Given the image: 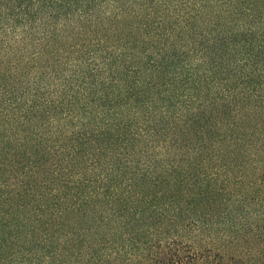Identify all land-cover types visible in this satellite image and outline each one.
I'll return each instance as SVG.
<instances>
[{"label": "trees", "instance_id": "1", "mask_svg": "<svg viewBox=\"0 0 264 264\" xmlns=\"http://www.w3.org/2000/svg\"><path fill=\"white\" fill-rule=\"evenodd\" d=\"M0 264H264V0H0Z\"/></svg>", "mask_w": 264, "mask_h": 264}]
</instances>
